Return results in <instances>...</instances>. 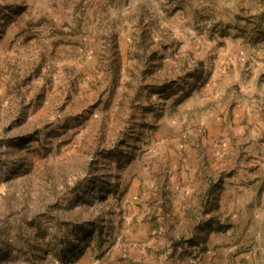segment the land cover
<instances>
[{"label":"rangeland","instance_id":"374dc122","mask_svg":"<svg viewBox=\"0 0 264 264\" xmlns=\"http://www.w3.org/2000/svg\"><path fill=\"white\" fill-rule=\"evenodd\" d=\"M0 264H264V0H0Z\"/></svg>","mask_w":264,"mask_h":264}]
</instances>
